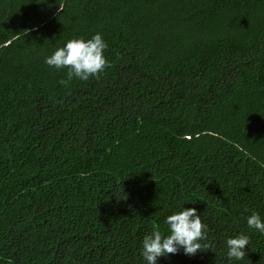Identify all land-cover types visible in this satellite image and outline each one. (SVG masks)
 Returning a JSON list of instances; mask_svg holds the SVG:
<instances>
[{
    "label": "trees",
    "instance_id": "obj_1",
    "mask_svg": "<svg viewBox=\"0 0 264 264\" xmlns=\"http://www.w3.org/2000/svg\"><path fill=\"white\" fill-rule=\"evenodd\" d=\"M97 32L111 66L61 84ZM183 207L203 246L158 264H264V0H0V264H144Z\"/></svg>",
    "mask_w": 264,
    "mask_h": 264
},
{
    "label": "clouds",
    "instance_id": "obj_2",
    "mask_svg": "<svg viewBox=\"0 0 264 264\" xmlns=\"http://www.w3.org/2000/svg\"><path fill=\"white\" fill-rule=\"evenodd\" d=\"M58 10L62 8L58 6ZM108 48L107 42L101 33H95L91 38H74L68 40L62 47L45 57L44 63L57 70L66 69V79L60 83L67 85L73 79L88 81L90 78H99L100 74L110 67V62L104 55ZM167 234L153 230L145 235L141 245V257L144 264H158V259L169 258L181 250L183 254L192 257L200 252L201 241L208 233L207 224L201 220L196 208L183 207L182 210L166 217ZM249 229H254L264 235V217L259 212H252L246 218ZM226 256L229 260L241 261L245 258L250 238L239 233L226 240Z\"/></svg>",
    "mask_w": 264,
    "mask_h": 264
}]
</instances>
